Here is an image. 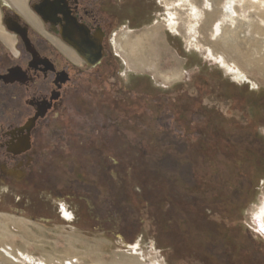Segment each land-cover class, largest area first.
Returning a JSON list of instances; mask_svg holds the SVG:
<instances>
[{"label": "rangeland", "instance_id": "obj_1", "mask_svg": "<svg viewBox=\"0 0 264 264\" xmlns=\"http://www.w3.org/2000/svg\"><path fill=\"white\" fill-rule=\"evenodd\" d=\"M150 1L162 13L158 0ZM159 1L161 18L115 31L112 47L123 69L152 76L159 86L187 85L199 73L209 82L208 98L201 106L192 102V92L170 104L154 92L144 99L149 89L139 83L134 125L123 123L120 136L107 142L89 140L101 126L91 115L88 122L84 107L70 110L39 179L38 187H50V194L37 187L24 211L13 201L20 191L0 187V198L6 197L0 213L17 223L9 222L11 238L0 240V264H65L70 258L75 264H264V233L254 220L264 202V33L254 27L258 10L233 0L231 19L223 8L230 0ZM168 13L175 15V31L167 25ZM218 22L220 35L214 31ZM220 56L238 71L228 70ZM167 107L180 114L170 116L169 133L166 126L158 132L147 112L153 108L157 116ZM104 148L111 151L107 159ZM57 203L74 218H58Z\"/></svg>", "mask_w": 264, "mask_h": 264}, {"label": "flooded vegetation", "instance_id": "obj_2", "mask_svg": "<svg viewBox=\"0 0 264 264\" xmlns=\"http://www.w3.org/2000/svg\"><path fill=\"white\" fill-rule=\"evenodd\" d=\"M157 2L163 13L164 5ZM27 7L29 15L4 6L0 25V187L5 193L19 190L13 201L24 211L32 206L28 193L39 188L42 170L55 153L52 142L70 110L84 107L88 122L91 118L101 126L89 140L107 142L120 136L123 123L134 125L137 84L149 89L144 99L158 94L169 104L192 92V102L201 106L210 90L199 73L192 74L188 89L178 81L159 86L152 76L123 69L112 47L115 31L141 28L157 14L161 18L150 0H29ZM176 108L157 116L153 108L147 112L158 132L166 126L169 133L170 116L181 111ZM106 150L105 159L111 152ZM49 188H39L40 193L49 195ZM60 210L57 203V217L66 220ZM69 212L72 220L76 214Z\"/></svg>", "mask_w": 264, "mask_h": 264}, {"label": "bare ground", "instance_id": "obj_3", "mask_svg": "<svg viewBox=\"0 0 264 264\" xmlns=\"http://www.w3.org/2000/svg\"><path fill=\"white\" fill-rule=\"evenodd\" d=\"M227 1V0H226ZM245 1V3L248 5V6H250V7H255L256 8V10H258V13H259V23H257L256 22V20L254 21V22H256L255 24H254V27H255V30L257 31V32H261L262 34L264 33L262 30L264 29V0H244ZM236 2L235 1H233V0H230V1H228L224 6H223V8H224V12H225V16L226 17H229V18H231L232 19V17L230 16V15H233L234 14V12H235V6H236ZM181 6V5H180ZM246 6H244L243 8H245ZM192 11L193 12H191L192 13V15L193 16H197V14H198V11L195 9V8H193L192 9ZM238 11V10H237ZM243 12V11H242ZM237 13H239V12H237ZM224 15V14H223ZM174 17H175V15H174V13H168V18H167V25H168V27H169V29H171V30H173V31H175V24H176V22L173 20L174 19ZM257 17V16H256ZM225 18V17H224ZM238 18V17H237ZM236 19V18H235ZM257 19H258V17H257ZM176 20V19H175ZM219 20V19H218ZM227 21H228V19H226ZM234 20V19H233ZM233 20L231 21V22H233ZM224 21H225V19H224ZM235 21V20H234ZM253 21V20H252ZM217 22V21H216ZM221 22H223V21H221ZM221 22H218L216 25H215V27H214V31L215 32H217V33H219V35L220 34H222V33H224V31L222 32V23ZM214 24V23H213ZM226 24V23H225ZM224 24V25H225ZM253 25V24H252ZM177 26V25H176ZM227 26V25H226ZM226 26H224L225 28H226ZM228 27V26H227ZM224 28V29H225ZM213 30V29H212ZM228 30V29H227ZM226 31V30H225ZM259 32V33H260ZM212 33H214V32H212ZM218 35V36H219ZM222 36V35H221ZM221 36H219V37H221ZM143 37V36H142ZM123 38V37H122ZM125 38V37H124ZM149 38V37H148ZM145 40V39H144ZM138 41H139V39L138 40H136L135 41V43L137 42L138 43ZM142 43V42H141ZM140 43V44H141ZM196 44V43H195ZM190 46V45H189ZM118 48H119V46H118ZM118 48H116V49H118ZM134 49V48H133ZM136 50V49H135ZM144 50V49H143ZM119 51H121V50H119ZM132 51H134V50H132ZM208 52H209V54L210 55H213L212 53H214V52H211V50L209 49L208 50ZM132 53V52H131ZM134 53H135V51H134ZM133 56V55H132ZM211 57V56H210ZM217 57H215V59H216ZM217 59H219V61L221 62V64L222 65H224L228 70H234V68H236V67H232V66H230L229 64H230V62L227 64L226 62H225V60L223 59V57L222 56H220V57H218ZM260 60L262 61V64H261V68L264 70V54H263V56H261V58H260ZM217 61V60H216ZM224 67V68H225ZM151 68H153V67H151ZM235 71H238L237 70V68H236V70ZM239 74V73H238ZM241 74V73H240ZM245 75V74H244ZM165 77H166V75H164ZM238 76V75H237ZM242 77V76H241ZM264 199V198H263ZM262 204V203H261ZM61 210H62V213H63V215H64V217H65V219H67L68 221L71 219V213L65 208V206L63 205V204H61ZM60 210V211H61ZM11 215H9V214H6V213H0V240H5V239H10L11 237V234L9 233V230L10 229H8V223L10 222V223H16L15 221L16 220H12V218L10 217ZM254 220H255V222H256V228L258 229V230H260V229H262L263 231H264V202H263V204L260 206V208L258 209V211L256 212V214H255V217H254ZM20 223H22L21 221H19ZM17 224V223H16ZM24 224H22V226H23ZM26 231V230H25ZM25 233V232H24ZM27 233V232H26ZM29 234V233H28ZM14 235V234H13ZM22 235V234H21ZM25 239H26V236L24 237ZM1 242V241H0ZM1 244V243H0ZM7 246H8V244H7ZM3 248V247H2ZM134 248V247H133ZM4 250H5V252L8 254V255H11L12 253V251H10L9 249H10V247H7V248H3ZM16 249V248H15ZM88 250H90V251H92L91 250V248L89 247V248H87ZM19 251V250H18ZM133 251H135V249L133 250ZM14 252V251H13ZM136 252V251H135ZM134 252V254H136ZM19 253V252H18ZM88 252L86 251V254H87ZM92 253V252H91ZM94 253V252H93ZM20 255H24L23 253H21L20 252ZM1 257H2V255H0ZM21 257H23V256H21ZM97 257V256H96ZM134 257V256H133ZM133 257H126L125 258V260L127 259V260H129V261H131L132 259H133ZM19 258V257H18ZM3 259V258H2ZM5 259V258H4ZM61 259V258H60ZM64 259V258H63ZM135 259H136V257H135ZM0 260H1V258H0ZM55 260V259H54ZM77 260V259H76ZM76 260H72V258H70V259H66V263L65 264H75V262H76ZM138 260V259H137ZM4 261V260H3ZM61 261V260H60ZM64 261V260H63ZM153 261V260H152ZM36 262V261H35ZM49 263H51L50 261H48ZM117 262V261H116ZM122 262V261H121ZM16 263H18V262H16ZM124 263V262H123ZM136 263V262H135ZM138 263H140V261H138ZM6 264V263H5ZM37 264H46V263H43L42 261L41 262H38ZM95 264H102V263H95ZM104 264H105V262H104ZM107 264V263H106ZM111 264H119V263H111ZM143 264V263H142Z\"/></svg>", "mask_w": 264, "mask_h": 264}, {"label": "crops", "instance_id": "obj_4", "mask_svg": "<svg viewBox=\"0 0 264 264\" xmlns=\"http://www.w3.org/2000/svg\"><path fill=\"white\" fill-rule=\"evenodd\" d=\"M28 1L29 0H0V25H1V20H2V9L4 5H8L12 8L18 9L22 11L23 13L29 15L31 13L27 7Z\"/></svg>", "mask_w": 264, "mask_h": 264}, {"label": "trees", "instance_id": "obj_5", "mask_svg": "<svg viewBox=\"0 0 264 264\" xmlns=\"http://www.w3.org/2000/svg\"><path fill=\"white\" fill-rule=\"evenodd\" d=\"M248 114H249V113H248ZM184 127H185V126H184ZM184 130H185V131H186V130H189V128H188V127H185Z\"/></svg>", "mask_w": 264, "mask_h": 264}, {"label": "water", "instance_id": "obj_6", "mask_svg": "<svg viewBox=\"0 0 264 264\" xmlns=\"http://www.w3.org/2000/svg\"><path fill=\"white\" fill-rule=\"evenodd\" d=\"M4 6H6V5H4ZM260 231L264 233V231L262 229H260Z\"/></svg>", "mask_w": 264, "mask_h": 264}]
</instances>
